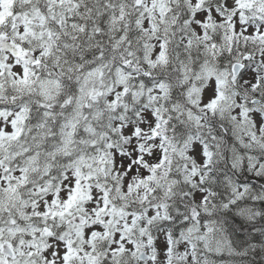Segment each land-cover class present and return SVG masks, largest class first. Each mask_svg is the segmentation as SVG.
<instances>
[{"label": "snow or ice", "instance_id": "snow-or-ice-1", "mask_svg": "<svg viewBox=\"0 0 264 264\" xmlns=\"http://www.w3.org/2000/svg\"><path fill=\"white\" fill-rule=\"evenodd\" d=\"M0 264H264V0H0Z\"/></svg>", "mask_w": 264, "mask_h": 264}]
</instances>
